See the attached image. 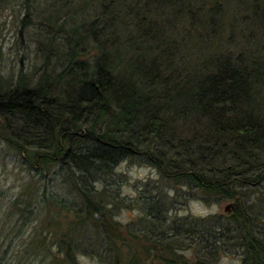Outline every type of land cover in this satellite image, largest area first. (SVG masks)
Returning <instances> with one entry per match:
<instances>
[{
    "label": "trees",
    "instance_id": "trees-1",
    "mask_svg": "<svg viewBox=\"0 0 264 264\" xmlns=\"http://www.w3.org/2000/svg\"><path fill=\"white\" fill-rule=\"evenodd\" d=\"M4 11L40 38L42 60L11 80L0 63V153L31 177L16 194L0 181V264H264V0H0ZM125 161L162 179L137 197L162 216L153 236L115 217ZM193 194L233 206L166 225L170 197Z\"/></svg>",
    "mask_w": 264,
    "mask_h": 264
},
{
    "label": "rangeland",
    "instance_id": "rangeland-1",
    "mask_svg": "<svg viewBox=\"0 0 264 264\" xmlns=\"http://www.w3.org/2000/svg\"><path fill=\"white\" fill-rule=\"evenodd\" d=\"M17 8L14 9V12ZM7 11H4L0 16V23H3V26L0 30V45H1V74L6 78L10 79L15 76L19 70L24 72L36 71L35 66L40 65V57H36L34 50L38 44L37 35H22L21 37L17 35V25L15 21H12L13 14L6 15ZM33 38H36L32 42ZM24 41V44H23ZM21 44L23 47H27V53L18 54V48ZM29 46V47H28ZM25 54V56H24ZM23 57V60L20 58ZM32 59L35 62V65L29 63V60ZM32 63V62H31ZM18 162L17 159H14L9 154L3 153L1 150L0 153V181L3 184L4 188H8L9 192L13 194L18 193L23 190L30 183L31 177L30 172ZM117 174L121 175L122 180L117 183L118 188V197H124V201L120 203L121 208L118 209L116 218L123 224V226L129 227V229H139L141 232H147L149 235L159 233L162 230V226L159 223V220L162 216H156L151 219V216L147 215L148 207L146 206L148 202L142 203L145 205V209L140 207V203L137 198L138 193L143 189V187H152L161 186L160 185V174L156 169L149 167L144 163H135V162H122L120 168H118ZM58 179V178H57ZM55 180L54 184H58V180ZM111 188V187H110ZM264 190V186H261ZM138 189V192H137ZM174 203V209L171 212L167 213L165 221L166 225L169 223L176 224L179 221H188L194 216H199L200 218L205 214H215L224 216L226 211L223 207L226 203L232 201L231 199H213V200H202L197 195H181L175 197H170ZM248 198V197H247ZM128 204V206H126ZM151 209V208H150ZM153 236V235H151ZM155 237V235H154ZM178 251V250H177ZM189 260L195 258L193 247L191 245L182 247L180 249ZM77 259L80 264H105L99 261L97 258L87 255L79 254ZM217 264H239L238 255L235 253H227L221 255L216 261Z\"/></svg>",
    "mask_w": 264,
    "mask_h": 264
},
{
    "label": "water",
    "instance_id": "water-1",
    "mask_svg": "<svg viewBox=\"0 0 264 264\" xmlns=\"http://www.w3.org/2000/svg\"><path fill=\"white\" fill-rule=\"evenodd\" d=\"M232 206H233V201H230V202H228V203H226L225 205H224V207H223V209H224V211H229V209H231L232 208Z\"/></svg>",
    "mask_w": 264,
    "mask_h": 264
}]
</instances>
